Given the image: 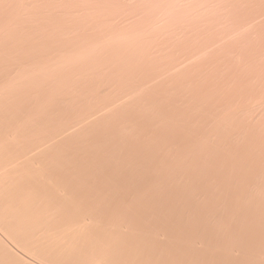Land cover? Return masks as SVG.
<instances>
[{"label": "rangeland", "instance_id": "374dc122", "mask_svg": "<svg viewBox=\"0 0 264 264\" xmlns=\"http://www.w3.org/2000/svg\"><path fill=\"white\" fill-rule=\"evenodd\" d=\"M96 1L97 2H95V0H0V33H6L3 38L4 41L9 38H14V41H17L11 42V39H9L12 44L10 46L9 43H6L7 41L4 43L2 38L0 39V87L6 82L13 81L14 79L20 82L22 80V83H24L25 78H23L24 75L21 73V67L27 66V64L33 66V69L36 70L42 68V71H45L46 67L49 66L62 65L59 68L52 67V73H48L46 76L37 74L36 80H43V78L45 80V78L48 77L43 84H38L35 80L36 83L33 87L29 85L28 88L24 86L23 88H15L13 91H10L7 94H11L7 96L9 100L1 98L0 104L2 105L0 106V111L3 113L1 112L0 118H11L5 120V124L11 127L15 135H17L20 129L21 131L22 129L24 130L23 133L20 131L17 137L20 139L24 137L28 146L32 143L28 151L32 156L34 155V157H36L35 161H41L44 171L46 170L45 174L48 181L51 183L56 182L54 185L59 190L62 189V194L63 191L65 192L66 190L72 191L73 193L66 191L63 195L69 197L68 200L76 204L81 213L86 214L90 211L101 221L108 220L111 217L109 220L118 222L120 221V217H122L121 223H126L127 221V223L129 222L130 224L131 222L129 227L134 229H136L137 225H134L137 223H142L141 225L144 226L147 224L145 226V228L149 226L148 229L146 228L147 230L144 229V227L141 228L145 230L141 231L142 236H145V234L148 236L150 233L159 235L165 233V236L172 237V240L176 236L181 239L183 237L184 239H182V241L186 240L187 237V242H189V240L190 242H198V239H200V241L203 240V242L209 245L217 246L225 245L224 242L226 239L227 246L230 245H228L229 242L234 243L233 241H238L234 244L237 246L231 245L229 247L230 250L233 251L225 255L228 256L227 258L222 257L223 254H221L222 256L220 255V259L223 261L221 262L219 260V255L208 256V254L203 255V253H201V257L196 256V258H194L195 254L200 256V253L186 252L185 249H182L179 245L181 242L180 238L179 240L175 238V241H177L172 243V245L175 243L173 247H171L172 245L170 244L171 246L169 245L166 248L167 244L165 240L167 237L163 235L160 237L162 241L160 249L163 253L169 250L172 251V254L169 252H167L169 255H167V253L165 254L167 256H172L174 264H178L179 262V264H184L192 255V262L194 260L198 261L203 259L204 263L202 264H227L229 259L230 263L228 264H232V262L234 264V261H237L235 264H238L240 258L243 262L240 261L239 264H253L255 262L254 255L255 257L258 255L260 257L264 256V250H262V247H264V0ZM181 16L182 18H180ZM14 21H19V23L14 24ZM147 35L150 36L148 37ZM19 40L20 42H18ZM121 41H123V43ZM125 45H127V49ZM129 46L132 47L129 48ZM255 46L257 48H255ZM27 49L29 50L27 51ZM17 56L19 57L17 58ZM63 56L68 58H64ZM16 58L18 60L17 63H15L17 61ZM88 60L89 62L87 63ZM83 62H85L82 64L83 68L80 65V69L78 68L77 71L76 64ZM65 64L69 65L67 66ZM71 64H75V66L72 67ZM101 66L104 69H102L103 71L101 70ZM11 67H13L12 71ZM68 67H70V69H67ZM14 68L15 70H13ZM4 69H6V71H4ZM74 69L75 73L77 72V75H79V72L82 77H74L75 74L73 76L71 74L69 75ZM92 69L94 70L92 71ZM96 69L98 70V74L96 73ZM48 70L49 68H47L46 71L48 72ZM88 71L90 74H87ZM99 72L102 73L99 74ZM17 75L18 78L16 77ZM53 75L54 77L55 75L58 76L50 80L51 77L49 76ZM59 75L64 77H60ZM65 76L69 79L67 80ZM59 78L61 79L60 81ZM88 78H91L90 81L91 83L93 81V84L89 83L90 81ZM127 81L131 87L127 85ZM96 85L98 89L101 88L102 90H97L96 88L95 92L93 88H95ZM75 86L77 87L74 88ZM140 86L144 87L141 88ZM34 87H38L39 89L36 90ZM25 88L26 91L21 95L20 91ZM33 88L35 89V92L33 91L34 95L28 98L29 100L23 101L22 99H24V97L26 99V96L30 94ZM72 88L76 90L74 91ZM123 88L126 89V91H124ZM112 89H116L115 92H113ZM17 91L20 93L19 95ZM71 91L75 93L72 94L70 93ZM117 91L119 92L120 96H118V99L120 100L114 99L117 101L115 102L111 99L107 103L101 104L102 96L104 97L105 95L104 98H107L106 95L108 94V96L112 95V98H115L117 97V95H115ZM78 92V98L80 97V99L78 100L77 97H75L77 99H75V102L78 101L81 104L73 101L74 95L77 96ZM16 93L19 97L18 102L21 100L19 102L21 103L20 105L16 103ZM69 93L70 98L73 96V99L67 103ZM66 94L68 97L65 96ZM124 95L126 96L122 97ZM133 95L134 97L130 99ZM14 96V102L17 104V107L15 109V107L13 108V106H11L10 109L8 105H13L11 101H13ZM99 96H101L100 99ZM61 97L62 99H60ZM91 97L94 98L92 99L96 101H94L95 103L91 100ZM54 98L56 99L53 100ZM126 98H129V100L127 99V101H125ZM59 99L62 103H65L62 107H60L62 104L61 102L59 104ZM83 99H85L86 102L83 101ZM131 100L132 102H130ZM71 101L75 103L73 106H70L71 103L69 104ZM137 101H139V103H136ZM97 102H100L101 105L96 104ZM67 104L69 108H72L70 112H74L70 113L68 110L65 111ZM52 105L55 106H53L51 110H48L47 107H52ZM110 105H117L119 107L112 114L105 117L102 113L108 110ZM6 106H8L9 111L5 109V113L3 109ZM141 106L145 110L142 109L141 111ZM44 108L47 110L44 111ZM98 111V114H93ZM122 112L125 113L123 114ZM137 113L138 116L135 115ZM86 116H89V118H85ZM83 117L85 119L79 120V118L81 119ZM57 120H59V122ZM121 120L126 122L125 126L121 123ZM125 120H130V122ZM70 121H72L75 126L72 123L70 125ZM80 121L87 122V125L78 124ZM67 122L69 123L66 126H56L67 124ZM47 123L51 124L49 125ZM44 124L45 127H42ZM89 125H91L92 128ZM119 125H121V127H119ZM32 127L38 128L29 129L31 133L25 131L26 128ZM50 127L51 129H49V131H54V133L47 132ZM63 127H65V129ZM118 127L119 129L117 130ZM78 128L82 129L74 136L64 139L58 144L59 146L62 145V147L57 145L54 148L46 149L42 154L39 153L41 148H46L54 142L53 139L57 134L64 136ZM129 129L131 131L127 133ZM61 130L63 131L62 134H60ZM107 131L109 132L107 133ZM136 133L138 135H135ZM42 135L44 137H41ZM123 135L124 137H128L129 135L128 138H130V140L127 137L123 138ZM114 139L115 141H110ZM120 139L121 141L118 142ZM122 139L124 140L122 141ZM40 140H43V142L45 140L50 141H48V143H46V141L45 143H41ZM106 140L110 142H106ZM37 141H39L38 144L35 143ZM69 142H71L70 145ZM125 144L129 145L124 146ZM118 145L119 147H117ZM63 146H65L64 149H62ZM108 146L110 147L109 149H104V147ZM123 146L124 148H121ZM142 146H145V148L142 149ZM76 150L78 151L76 152ZM133 150H136V152ZM121 151L125 152L120 153ZM126 151H133V154ZM147 151L148 154L144 155ZM53 154L56 155L53 156ZM138 155L141 157L140 160L139 157H135ZM48 156L51 159H49ZM119 156H123L124 160L123 157H121V159H115ZM98 157L100 158L96 159ZM125 157H129L130 159L128 160ZM46 158H48V161ZM64 158H67V164L64 162ZM103 160L106 161L103 162ZM86 161H88L87 164ZM158 161L160 164H158ZM146 162H148V164H145ZM107 163H114V167H111L113 165L108 166ZM84 164H86L85 167ZM101 164L104 165L101 167ZM131 164H133V166L136 165V167L131 166ZM121 165H123L121 168L122 170L109 173V171L119 169ZM151 165L153 167H151ZM55 166L59 167L57 168ZM157 166L159 168L158 170ZM53 167H55L57 171ZM169 168L170 170H168ZM141 170L143 171L141 172ZM53 171L56 173H53ZM128 172L132 173V175ZM137 172H139V174ZM69 173L72 174L70 175ZM106 173H108V175H106ZM147 173L149 174V179L146 178L148 177ZM134 174H136L138 178H142L144 174L145 177L142 178L144 180L141 182L139 180L138 184V178L137 180H133V178H135ZM117 175L120 177H117ZM156 175L160 176L156 179ZM49 176H52V178ZM116 177L119 178V180L120 178L123 180H120L119 183ZM126 177H129V179L131 178V180H125ZM109 178H113V180ZM106 179H109L110 182L104 181ZM153 180L155 181L153 182ZM100 181L103 182L100 183ZM186 183L188 186V193L185 191V189H187ZM127 184H133V187H136L134 188L135 190L132 185L131 188L129 186L125 188ZM70 185L72 186L70 187ZM138 186L142 189V192L139 190ZM100 187L103 188L101 189ZM122 187L123 189L121 190ZM50 190V193L47 192V194L51 198L53 197V190ZM92 190L93 192H88ZM95 190L98 191L95 192ZM155 191L156 193H154ZM182 191H185V194ZM76 192H79L80 196H78ZM82 192H86V194L83 193V195H81ZM125 192L127 193L122 194ZM260 192L262 194H260ZM146 194L148 195L145 196ZM75 196L78 197L72 200ZM102 196L105 199H101ZM179 196L180 199L182 198L181 200H179ZM183 196L185 197L183 198ZM260 196L262 197L261 199L256 198ZM86 197L88 198L84 199ZM134 197L139 201L141 198L142 201H140V203L146 201V206H144L145 204L142 206L143 203L140 206L139 201L136 202L137 200H134ZM153 197L155 199L160 198L159 203H161V205L165 202L162 206L164 210L162 212L165 214L161 213V207L158 202L159 205L155 200H153L154 204L152 201V204L150 203ZM251 197L255 198L251 199ZM148 198H151L149 202ZM82 199L84 200L82 201ZM122 199L125 203H122ZM183 199L184 203L187 200L189 201V203L188 201L185 203L187 208L184 206ZM112 200L113 202H111ZM128 200H130V202ZM132 200L135 202L133 201L134 203H131ZM127 201L129 203H127ZM156 201L159 200L156 199ZM190 201L193 205H198V203L201 202V206L195 208L191 206L192 204ZM92 202L93 204H91ZM155 203L156 207L157 205L159 207L156 208L152 206L155 205ZM173 203H175V206H172L174 209L170 207ZM243 203H245L246 206ZM182 204L183 208H181ZM214 205H217V208L220 207V209H217ZM220 205L223 206L221 207ZM149 207L152 209L147 211ZM154 207L158 209V213L155 211ZM167 208L172 209L170 213V209ZM185 208L186 210L189 209V211H187L188 215H186L187 212H184ZM254 208H256V210L251 213V210ZM181 209L184 211L182 212ZM223 209L225 211L224 213ZM226 210H228V212ZM152 211H154V213ZM190 211H193L194 214L192 215ZM215 211H218V213ZM180 212L185 215L183 216V219H185L183 222L182 217L180 222ZM171 213L172 219H170ZM177 213L179 215H177ZM210 213L213 214L212 216L217 217L220 222L219 229L213 230L215 234L213 231H210L213 229L211 228L212 220L210 218ZM238 213L241 217V214L244 215L243 217L247 219L245 220L246 222H244V218L242 219L243 223L242 220H239L241 217L238 216ZM143 214L144 216H142ZM149 214L151 217H149ZM159 214L163 216H161L160 219H158L160 217ZM206 214H208L207 216L210 214L209 218L203 217L206 216ZM124 215L128 217L125 218ZM139 215L145 218L149 215L148 217L150 219L148 218L149 220L146 221L144 220L145 218L136 220L137 218L135 217ZM218 216L221 218L223 217V220ZM112 217H114L115 220L112 219ZM234 217L236 218L234 221L239 218L237 221H241V226L236 222L233 223V221L232 225L234 224V226H229L231 218L234 219ZM87 218L90 219V217ZM131 218L135 219L130 220ZM177 219L179 220L178 222ZM161 220H165V222H161ZM228 220L230 221L229 223H227ZM156 221L157 223H155ZM224 221L226 222L224 223ZM185 222H188V224H184ZM148 223L151 224V226ZM197 223L198 225H196ZM253 223V230L251 229L252 235L237 240L241 231L248 229L245 231L247 232L246 234H248L250 230L249 224ZM160 224L164 225V227L162 225L164 229L157 228L160 227ZM166 224L172 226H166ZM204 224H210L211 227L209 225L203 226ZM261 224L262 226L257 227ZM183 225H185V227ZM188 225H190L189 228ZM140 227L141 226H139V228ZM168 229L171 231H168ZM182 229L184 232H187V234L183 233ZM225 229L229 230V232ZM201 230L205 231L200 232ZM180 231L181 234H179ZM221 231L225 233L222 234ZM173 232L175 233L173 234ZM256 232H259V234H256ZM166 233L173 235L170 236ZM190 233H192V235L195 234L197 238H193L191 235L189 236L188 234ZM236 233H238V235H236ZM249 233L251 234L250 231ZM202 234L204 236H202ZM241 234L242 236L244 235V233ZM211 235H213V237ZM232 235L235 237H232ZM230 236L231 238L229 239ZM221 237L222 239H220ZM203 238H207L206 241ZM245 238L247 240L246 242ZM208 239L212 243L208 242ZM218 239L220 240L218 241ZM249 239L252 241L250 244ZM257 241L259 242L257 243ZM239 243L241 246H239ZM255 243L256 245L253 247H256V249L253 250L250 247ZM260 243L262 244L257 247ZM233 246L234 248L232 249ZM177 250H179L180 253H178ZM234 250H236V252H234ZM176 252L177 255L175 254ZM182 256L184 257L182 258ZM233 257L234 261L231 260ZM217 258L220 262H217L218 260L214 261ZM175 260L178 263L175 262ZM258 263L261 264L260 262H255L254 264Z\"/></svg>", "mask_w": 264, "mask_h": 264}, {"label": "bare ground", "instance_id": "6f19581e", "mask_svg": "<svg viewBox=\"0 0 264 264\" xmlns=\"http://www.w3.org/2000/svg\"><path fill=\"white\" fill-rule=\"evenodd\" d=\"M118 1V0H117ZM176 1V0H175ZM204 1V0H203ZM208 1V0H207ZM95 2H97L96 0H95ZM123 2H124V0H123ZM151 2H152V0H151ZM254 2V1H253ZM159 3V2H158ZM181 3V2H180ZM215 3V2H214ZM115 4V3H114ZM113 4V5H114ZM174 4V3H173ZM14 5V4H13ZM35 5V4H34ZM97 5V4H96ZM109 5V4H108ZM118 5V4H117ZM194 5V4H193ZM259 5H260V3H259ZM105 6H106V4H105ZM111 6V5H110ZM166 6H167V4H166ZM179 6V5H178ZM6 7V6H5ZM25 7V6H24ZM64 7H65V4H64ZM102 7V6H101ZM177 7V6H176ZM226 7V6H225ZM95 8V7H94ZM141 8V7H140ZM110 9V8H109ZM248 9V8H247ZM102 10H104V9H102ZM147 10V9H146ZM148 10H149V8H148ZM246 10V9H245ZM23 11V10H22ZM105 11V10H104ZM157 11V10H156ZM159 11V10H158ZM255 11V10H254ZM63 12V11H62ZM109 12V11H108ZM108 12H106V13H108ZM151 12V11H150ZM187 12V11H186ZM251 12V11H250ZM25 13H27V12H25ZM116 13V12H115ZM185 13V12H184ZM22 14L24 15V13L22 12ZM110 14V13H109ZM119 14V13H118ZM125 14V13H124ZM180 14V13H179ZM8 15V14H7ZM20 15H21V13H20ZM126 15V14H125ZM180 16V15H179ZM12 18V17H11ZM180 18H182V16L180 17ZM2 19V18H1ZM31 19V18H30ZM22 21V20H21ZM90 22V21H89ZM209 22V21H208ZM208 22H207V24H208ZM16 23H19V21H14V24H16ZM168 23V22H167ZM170 23V22H169ZM179 23V22H178ZM23 24V23H22ZM202 24V23H201ZM239 24H240V22H239ZM107 25V24H106ZM129 25V24H128ZM186 25V24H185ZM105 26V25H104ZM181 26V25H180ZM189 26V25H188ZM244 26V25H243ZM17 27H18V25H17ZM34 28V27H33ZM53 28V27H52ZM109 28V27H108ZM246 28V27H245ZM36 29V28H35ZM111 29V28H110ZM124 30H127V29H124ZM188 30V29H187ZM142 31V30H141ZM179 31V30H178ZM208 32V31H207ZM8 33V32H7ZM11 33V32H10ZM173 33V32H172ZM5 32H1L0 33V39L2 38V41H4V36H5ZM36 34V33H35ZM52 34V33H51ZM104 34V33H103ZM171 34V33H170ZM248 34V33H247ZM115 35V34H114ZM208 35H209V33H208ZM211 35H212V33H211ZM148 36V35H147ZM150 36V35H149ZM148 36V37H149ZM244 36V35H243ZM250 36V35H249ZM34 38V37H33ZM134 38V37H133ZM139 38V37H138ZM144 38V37H143ZM5 39H7V38H5ZM9 39H11V38H9ZM9 39H7V40H5L4 41V43L6 42V43H9V45L11 46L12 44L10 43V41H9ZM170 39V38H169ZM255 39V38H254ZM29 40H30V37H29ZM146 40H147V37H146ZM14 41V38H12L11 39V42H13ZM16 41V40H15ZM14 41V42H15ZM22 41V40H21ZM27 41V40H26ZM31 41V40H30ZM52 41V40H51ZM128 41V40H127ZM261 41V40H260ZM263 41V40H262ZM17 42V41H16ZM18 42H20V40L18 41ZM122 43H123V41H121ZM242 42H243V40H242ZM1 43V42H0ZM31 43H32V41H31ZM134 43V42H133ZM211 43V42H210ZM257 43V42H256ZM263 43V42H262ZM72 44V43H71ZM111 44V43H110ZM112 44H115V43H112ZM119 44H120V42H119ZM135 44H136V41H135ZM173 44V43H172ZM6 45V44H5ZM28 45V44H27ZM116 45V44H115ZM202 45V44H201ZM4 46V45H3ZM109 46V45H108ZM126 46V49H127V45H125ZM135 46V45H134ZM214 46V45H213ZM17 47V46H16ZM107 47V46H106ZM120 47V46H119ZM130 47H132V46H129V48ZM1 48V47H0ZM51 48V47H50ZM96 48V47H95ZM114 48V47H113ZM122 48V47H121ZM120 48V49H121ZM134 48V47H133ZM171 48V47H170ZM238 48V47H237ZM255 48H257L256 46H255ZM17 49V48H16ZM19 49H22V48H19ZM18 49V50H19ZM68 49V48H67ZM188 49V48H187ZM29 49H27V51H28ZM191 50V49H190ZM46 51V50H45ZM112 51V50H111ZM198 51V50H197ZM2 52V51H1ZM117 52V51H116ZM186 52H188V51H186ZM256 52V51H255ZM7 53V52H6ZM13 53H16V52H13ZM130 53V52H129ZM8 54H10V53H8ZM56 54H58V53H56ZM70 54V53H69ZM75 54V53H74ZM11 55H12V53H11ZM11 55H9V56H11ZM62 55V54H61ZM212 55V54H211ZM262 55V54H261ZM22 56V55H21ZM20 56V57H21ZM28 56V55H27ZM80 56V55H79ZM79 56H77V57H79ZM258 56V55H257ZM1 57V56H0ZM19 56H17V58H18ZM64 58H68V57H66V56H63ZM88 57H90V56H88ZM101 57V56H100ZM17 58H16V60H17ZM70 58V57H69ZM72 58V57H71ZM105 58V57H104ZM121 58H122V56H121ZM62 59V58H61ZM101 59V58H100ZM118 60V59H117ZM21 61V60H20ZM23 61V60H22ZM37 61V60H36ZM126 61V60H125ZM180 61V60H179ZM199 61V60H198ZM12 62V61H11ZM18 62V60L15 62V63H17ZM86 62V61H85ZM85 62H83V63H79V64H76V66H77V68H76V70L78 71V68L80 69V65H81V67H82V64H84ZM89 62V60L87 61V63ZM95 62V61H94ZM93 62V63H94ZM124 62V61H123ZM137 62V61H136ZM253 62V61H252ZM31 63V62H30ZM87 63H86V65H87ZM105 63V62H104ZM115 63H116V61H115ZM196 64V63H195ZM10 65V64H9ZM65 65H67V64H65ZM64 65V66H65ZM69 65V64H68ZM67 65V66H68ZM95 65V64H94ZM98 65V64H97ZM113 65V64H112ZM111 65V66H112ZM183 65V64H182ZM21 66V65H20ZM62 66V65H61ZM61 66H49V67H46V70H47V68H49V70H48V72L45 70V71H42V68H39V70H36V69H33V66H29L28 64H27V66H24V67H21L22 68V74L24 75L23 76V78H25V81H24V83H22V80H21V82L20 81H16V79H14L13 81H10V82H6L5 84H3V86H1L0 87V100H1V98H6V100H9L8 98H7V96H9V95H11V94H9V95H7L10 91H13L15 88H18V89H20V88H23L24 86H27L26 88H28L29 87V85L30 86H34L35 85V83H36V81H37V83L38 84H43L44 82H46L45 80H46V78L48 79V77H46L45 78V80H44V78H43V80H40V79H35L36 78V76H38V75H41V76H46V75H48V73H52L51 72V69H52V67H61ZM71 66L72 67H74L75 66V64L74 65H72L71 64ZM98 66H100V65H98ZM171 66H172V64H171ZM13 67H16V66H13ZM13 67H11V71H12V68ZM95 67H97V66H95ZM94 67V68H95ZM106 67V66H105ZM261 67V66H260ZM83 68V67H82ZM7 69V68H6ZM6 69H4V71H6ZM67 69H70V67H68ZM66 69V70H67ZM103 68H102V66H101V70H102ZM151 69V68H150ZM8 70V69H7ZM10 70V69H9ZM13 70H15V68L13 69ZM83 70V69H82ZM86 70V69H85ZM94 69H92V71H93ZM104 70V69H103ZM102 70V71H103ZM199 70V69H198ZM24 71V72H23ZM91 71V72H92ZM99 71H100V68H99ZM84 72V71H83ZM2 73H3V71H2ZM1 73V75H2V77H3V74ZM20 73V74H21ZM41 73V74H40ZM66 73V72H65ZM67 73H69V72H67ZM82 73V72H81ZM95 73V72H94ZM96 73L98 74V70L96 69ZM100 73H102V72H99V74ZM38 74V75H37ZM62 74H63V72H62ZM74 75V77L75 76H77V77H82L81 75H80V73L78 72V74L79 75H77V72L75 73V69H74V71L72 70L71 71V73H69V75ZM87 74H90L89 73V71H88V73ZM93 74V73H92ZM91 74V75H92ZM116 74V73H115ZM138 74V73H137ZM140 75V74H139ZM58 75H55V77H54V75L53 76H49V77H51L50 78V80H52V79H54V78H56ZM60 76V75H59ZM134 76V75H133ZM188 76V75H187ZM1 77V76H0ZM17 78H18V75L16 76ZM15 77V78H16ZM20 77V76H19ZM54 77V78H53ZM60 77H64V76H60ZM102 77V76H101ZM191 77V76H190ZM65 78L68 80L69 78L68 77H66L65 76ZM64 78V79H65ZM96 78V77H95ZM106 78V77H105ZM109 78V77H108ZM133 78V77H132ZM159 78V77H158ZM63 79V80H64ZM89 79V81H90V79L91 78H88ZM97 79V78H96ZM36 80V81H35ZM39 80V81H38ZM58 80V79H57ZM61 79L59 78V81H60ZM87 80V79H86ZM94 80V79H93ZM8 81V80H7ZM41 81H42V83H41ZM49 81V80H48ZM47 81V82H48ZM85 81V80H84ZM96 81V80H95ZM134 81V80H133ZM232 81V80H231ZM52 82V81H51ZM64 82H66V81H64ZM64 82H63V84H64ZM86 82V81H85ZM253 82V81H252ZM70 83V82H69ZM89 83H91V81L89 82ZM95 83V82H94ZM133 83V82H132ZM153 83V82H152ZM51 84V83H50ZM79 84H81V83H79ZM83 84H84V82H83ZM91 84H93V81H92V83ZM107 84H109V83H107ZM148 84H149V82H148ZM46 85H48V84H46ZM56 85V84H55ZM54 85V86H55ZM69 85V84H68ZM98 85V84H97ZM97 85H96V87L95 88H93L94 89V91L96 92V88H97ZM101 85H102V83H101ZM106 85V84H105ZM112 85V84H111ZM110 85V86H111ZM116 85V84H115ZM127 85L129 86V82L127 81ZM131 85H134V84H131ZM140 85V84H139ZM79 86H81V85H79ZM78 86V88L80 89V87ZM83 86V85H82ZM107 86V85H106ZM222 86V85H221ZM31 87V88H32ZM44 87H45V85H44ZM77 86H75L74 88H76ZM85 87H86V85H85ZM129 87H131V86H129ZM141 87V86H140ZM144 87V86H143ZM143 87H141V88H143ZM181 87V86H180ZM26 88L24 89V90H21L20 91V93H21V95L23 94V92H25L26 91ZM36 90L37 89H39L38 87L36 88V87H34ZM33 88V90L30 92V94L28 95V96H26V99H25V97H24V99H22L23 101H27V100H29L28 98H30L32 95H34V89ZM62 88V87H61ZM60 88V89H61ZM43 89V88H42ZM66 89H67V87H66ZM73 89V88H72ZM84 89V88H83ZM124 89V88H123ZM138 89H140V88H138ZM226 89V88H225ZM229 89V88H228ZM30 90V89H29ZM74 91L76 90V89H73ZM72 90V91H73ZM97 90H102L101 88H97ZM108 90V89H107ZM115 90L116 89H112V91L113 92H115ZM224 90V89H223ZM34 91V92H33ZM40 91V90H39ZM70 92V93H72V94H74L75 92ZM80 91V90H79ZM92 91V90H91ZM121 91V90H120ZM124 91H126V89H124ZM167 91V90H166ZM183 91V90H182ZM243 91V90H242ZM89 92V91H88ZM118 92V91H117ZM117 92H116V94L115 95H117V97H115V98H112L113 96L111 95V96H108V94L106 95L107 96V98H104L105 97V95H104V97L102 96V99H101V104L102 103H107L109 100H111V99H113L112 101H115L114 99H118V96H120L119 95V92H118V94H117ZM225 92V91H224ZM5 93H6V95H5ZM17 93H18V91H17ZM17 93L15 94V96H16V98H17V104H21V103H19L18 102V99H19V97H18V95L20 94V93H18V95H17ZM27 93H28V90H27ZM70 93H69V98H70ZM94 93V92H93ZM92 93V94H93ZM120 93H123V92H120ZM129 93H130V91H129ZM131 93H132V91H131ZM260 93V92H259ZM36 94V93H35ZM78 94H79V92L77 93V96H75L74 95V102L78 99H80V97L78 98ZM96 94H99V93H96ZM164 94V93H163ZM170 94V93H169ZM239 94V93H238ZM64 95V94H63ZM62 95V96H63ZM81 95V94H80ZM79 95V96H80ZM100 95V94H99ZM248 95V94H247ZM253 95V94H252ZM3 96V97H2ZM15 96H14V98H13V101H11V102H13V105H8L9 106V108L11 107V106H13V108L15 107V109H16V107H17V104L14 102V100H15ZM65 96H67V94L65 95ZM65 96H63V97H65ZM93 96V95H92ZM101 96H99V99L101 98ZM126 95H124V96H122V97H125ZM148 96V95H147ZM146 96V97H147ZM58 97V96H57ZM68 97V96H67ZM75 97H77V99L75 98ZM94 97V96H93ZM93 97H91V100L94 102L95 100H93L94 98ZM110 97V98H109ZM134 97V95L133 96H131L130 97V99H132ZM136 97V96H135ZM139 97H141V96H139ZM143 97V96H142ZM68 98V99H69ZM93 98V99H92ZM95 98H98V97H95ZM190 98V97H189ZM236 98V97H235ZM56 98H54L53 100H55ZM60 99H62V97L60 98ZM60 99L58 100L59 101V104H60ZM67 99V103H68V101H70V100H72L73 99V96H72V98H70L69 100ZM76 99V100H75ZM127 99L129 100V98H126L125 99V101H127ZM146 99V98H145ZM250 99V98H249ZM263 99H264V97H263ZM52 100V101H53ZM118 100H120V99H118ZM122 100V99H121ZM51 101V102H52ZM66 101V100H65ZM64 101V102H65ZM82 101V100H81ZM83 101H85L86 102V100L85 99H83ZM140 101L142 102V100L140 99ZM204 101V100H203ZM72 103V101L71 102H69V104H70V106H73L75 103H77V102H75V103ZM96 102V101H95ZM94 102V103H95ZM115 102H117V101H115ZM124 102V101H123ZM129 102V101H128ZM130 102H132V100L130 101ZM135 102V101H134ZM205 102V101H204ZM79 103V102H78ZM136 103H139V101H137ZM201 103H202V101H201ZM16 104V105H15ZM25 104H27V103H25ZM24 104V105H25ZM57 104V103H56ZM55 104V105H56ZM61 106L60 107H62L63 106V104H65V103H62L61 102ZM79 104H81V103H79ZM96 104H98V105H101L100 104V102L98 103H96ZM2 104H0V106H1ZM15 105V106H14ZM55 105H52V107L50 106V107H47V109L48 110H51V108H53V106H55ZM112 105V104H111ZM109 106L110 108L108 109V110H105L103 113H102V115L104 114V116L105 117H107V116H109L110 114H112L115 110H117V108L119 107V106H117V105H115V106ZM8 106H6L4 109H3V111H5V113H6V110L5 109H7V111H9V108H8ZM33 106V105H32ZM122 106V105H121ZM59 107V108H60ZM58 108V109H59ZM69 107H68V104H67V106L65 107V111H69L70 112V109H72L71 107L68 109ZM108 108V107H107ZM249 108V107H248ZM11 109V108H10ZM42 109V108H41ZM45 110L44 111H46L47 109L46 108H44ZM57 109V110H58ZM106 109V108H105ZM142 109L143 110H145L144 108H142V106H141V111H142ZM162 109V108H161ZM102 110H104V109H102ZM134 110V109H133ZM150 110V109H149ZM253 110H254V107H253ZM43 111V112H44ZM83 111V110H82ZM90 111V110H89ZM99 111H101V110H99ZM99 111L98 112H94L93 114H98L99 113ZM140 111V112H141ZM198 111H200V110H198ZM214 111V110H213ZM223 111V110H222ZM1 112L2 111H0V114H1ZM11 112V111H10ZM55 112V111H54ZM53 112V113H54ZM71 112H74V111H71ZM70 112V113H71ZM126 112V111H125ZM125 112H122L123 114L125 113ZM131 112V111H130ZM129 112V113H130ZM137 112V111H136ZM139 112V113H140ZM3 113V112H2ZM24 113V112H23ZM48 113V112H47ZM64 113V112H63ZM118 113H121V112H118ZM132 113V112H131ZM200 113V112H199ZM220 113V112H219ZM247 113V112H246ZM67 114V113H66ZM92 114V115H93ZM141 114V113H140ZM259 114V113H258ZM51 115V114H50ZM49 115V116H50ZM135 115H137L138 116V113L137 114H135ZM227 115V114H226ZM45 116V115H44ZM62 116V115H61ZM65 116V115H64ZM91 116V115H90ZM151 116V115H150ZM209 116V115H208ZM89 118V116H86L85 118ZM93 117H94V115H93ZM129 117V116H128ZM155 117V116H154ZM12 118H14V117H12ZM48 118V117H47ZM84 117L83 118H79V120H82V119H85ZM181 118V117H180ZM201 118V117H200ZM217 118H218V116H217ZM223 118V117H222ZM9 119H11V118H9ZM8 118L7 119H5V117H3V119L2 118H0V264H174L173 262V258H172V256H167V255H169L167 252H169L170 254H172V251L171 250H169V251H167V252H165V253H167V255L165 254V253H163L162 251H161V249H160V247H161V244H162V241H161V239H160V237L161 236H165V233L164 234H161V235H159V234H155V233H150V235H148V236H146V234H145V236H142L141 235V231H145V230H142L141 228L142 227H144V229H148L149 228V226H147L146 228H145V226L147 225V224H145V226L144 225H141L142 223H137V224H133L134 226H138V224H139V226H141L140 228H139V226L137 227L136 226V229H134V228H130L129 227V225H131V222H130V224H129V222L127 223V221H126V223H121V219H123L122 217H120V221H118V222H115V221H111V220H109L111 217H110V215H109V221L108 220H103V221H101V220H99L98 218H96L95 217V214L94 213H92V212H87L86 214L85 213H81L80 212V210H79V208L77 207V205L76 204H74L72 201H70V200H68L69 199V197H67L66 195H63L65 192L63 191V194L61 193V190H59L54 184H56V182L55 183H51V182H49L48 181V179H47V177H46V174H45V172H46V170L44 171V167H43V164L41 163V161L39 160V162L38 161H35L36 159V157H34V155L32 156L31 154H30V152L28 151V148L29 147H31L32 145V143H30L29 144V146H28V144H26V141H25V139H24V137H22V139H20V138H18L17 137V135H19V133H20V131H21V129H20V131H18V133H17V135H15L13 132H12V130H11V127L9 126V125H7V124H5V120H9ZM39 119H41V118H39ZM62 119V118H61ZM99 119H100V117H99ZM43 120H45V119H43ZM78 120V119H77ZM102 120V119H101ZM58 122H59V120H57ZM73 121H75V120H73ZM125 121H127V122H130V120L128 121V120H125ZM56 122V121H55ZM105 122V121H104ZM4 123V124H3ZM23 123V122H22ZM30 123H32V122H30ZM68 123L69 122H67V124L65 123V124H61V125H56V126H59V127H62V125L64 126H66V125H68ZM71 123H72V121H70V125H71ZM93 123V122H92ZM117 123V122H116ZM121 123L122 124H124V126H125V123L126 122H123V120H121ZM120 123V124H121ZM192 123V122H191ZM196 123V122H195ZM47 124H49V123H47ZM47 124H46V126H47ZM51 124V123H50ZM49 124V125H50ZM73 124V123H72ZM78 124H83V125H87V122L85 123L84 121H80V122H78ZM78 124H77V126H78ZM74 125V124H73ZM97 125V124H96ZM157 125V124H156ZM219 125V124H218ZM42 126V125H41ZM75 126V125H74ZM89 126H91V125H89ZM154 126V125H153ZM250 126V125H249ZM39 128H42V127H45V124L42 126V127H40V126H38ZM38 127H32V128H26L25 129V131L27 132H29V129L30 130H32V129H37ZM79 127H80V125H79ZM88 127V126H87ZM86 127V128H87ZM105 127H106V125H105ZM105 127H103V128H105ZM108 127H110V126H108ZM115 127H116V125H115ZM119 127H121V125H119ZM119 127L117 128V130L119 129ZM123 127V126H122ZM128 127H130V126H128ZM131 127H132V125H131ZM176 127V126H175ZM246 127H247V125H246ZM55 128V127H54ZM64 129H65V127H63ZM84 128V127H83ZM86 128H85V130H86ZM89 128V127H88ZM91 128H92V126H91ZM112 128H113V126H112ZM200 128V127H199ZM49 129H51V127L50 128H48V130H47V132H53L54 133V131H49ZM56 129H57V127H56ZM82 128H78V129H76V130H74L73 132H71V133H68V134H66V135H64V136H60L59 134H57L56 136H55V138L53 139V141L54 142H52V140H51V145H49L48 147H43V145H42V147L43 148H41V146H40V150H39V153H41L42 154V152H45V150L46 149H49V148H54V147H56L59 143H61V141L62 140H64V139H67V138H70V137H72V136H74L75 134H77V132H79V130H81ZM95 129V128H94ZM111 129V128H110ZM141 129V128H140ZM160 129V128H159ZM202 129V128H201ZM66 130H68V129H66ZM102 130V129H101ZM241 130V129H240ZM23 129H22V131H21V133H23ZM129 131H131L130 129L127 131V133L129 132ZM201 131V130H200ZM235 131V130H234ZM46 132V133H47ZM62 130L60 131V134H62ZM109 131H107V133H108ZM238 132V131H237ZM29 133H31V132H29ZM120 133H122V132H120ZM119 133V134H120ZM210 133V132H209ZM227 133V132H226ZM64 134V133H63ZM84 134V133H83ZM101 134V133H100ZM117 134H118V132H117ZM45 136H47L46 134H44ZM130 135H132V134H130ZM135 135H138L137 133L135 134ZM211 135V134H210ZM241 135V134H240ZM87 136V135H86ZM95 136V135H94ZM134 136V135H133ZM132 136V137H133ZM181 136V135H180ZM184 136V135H183ZM229 136V135H228ZM41 137H44L43 135L41 136ZM109 137H112V136H109ZM108 137V138H109ZM119 137V136H118ZM123 138H126V137H124V135L122 136ZM122 137H119V138H122ZM128 137H129V135H128ZM127 137V138H128ZM79 138V137H78ZM117 138V137H116ZM188 138V137H187ZM186 138V139H187ZM253 138H256V137H253ZM129 140H130V138H128ZM222 139V138H221ZM237 139V138H236ZM241 139V138H240ZM75 140H76V138H75ZM82 140V139H81ZM99 140H101V139H99ZM117 140H118V138H117ZM116 140V141H117ZM124 139H122V141H123ZM216 140V139H215ZM46 141V143H48V141H50V140H45ZM45 141L43 142V140L41 141L40 140V142L41 143H45ZM74 141V140H73ZM85 141V140H84ZM110 142V141H115V139L114 140H106V142ZM121 141V139L118 141V142H120ZM132 141V140H131ZM134 141H135V139H134ZM133 141V142H134ZM224 141V140H223ZM99 142V141H98ZM238 142V141H237ZM36 144H38L39 143V141H37V142H35ZM97 143V142H96ZM155 143V142H154ZM228 143V142H227ZM35 144V145H36ZM71 144V142H69V145ZM199 144V143H198ZM116 145H117V143L115 144V150H116ZM129 144H125L124 146H128ZM136 145V144H135ZM214 145V144H213ZM243 145V144H242ZM59 146V145H58ZM94 146H95V144H94ZM124 146L123 147H121V148H124ZM137 146L139 147V145L137 144ZM232 146V145H231ZM59 147H62V145H60ZM58 147V148H59ZM64 147L65 146H63V148L62 149H64ZM117 147H119V145L117 146ZM148 147V146H147ZM169 147V146H168ZM207 147V146H206ZM234 147V146H233ZM254 147V146H253ZM98 148H100V147H98ZM109 149L110 147L108 146V147H104V149ZM129 148H130V146H129ZM133 148V147H132ZM142 149H144L145 148V146H142L141 147ZM150 148V147H149ZM149 148H148V150H149ZM172 148V147H171ZM237 148V147H236ZM93 149H94V147H93ZM101 149V148H100ZM102 149H103V147H102ZM113 149V148H112ZM112 149H111V152H112ZM128 149V148H127ZM164 149V148H163ZM222 149H223V147H222ZM245 149H246V147H245ZM264 149V148H263ZM124 150V149H123ZM31 151V150H30ZM54 151H57V150H54ZM78 150H76V152H77ZM133 151H135L136 152V150H133ZM133 151H126V152H130L131 154H133ZM140 151V150H139ZM202 151V150H201ZM230 151V150H229ZM103 152V151H102ZM106 152V151H105ZM104 152V153H105ZM113 152H114V150H113ZM119 152V151H118ZM123 152H125V151H121L120 153H123ZM135 152H134V154H135ZM170 152V151H169ZM256 153V152H255ZM143 154V153H142ZM148 154V151L146 152V153H144V155H147ZM210 154H211V152H210ZM51 155V154H50ZM56 155V154H55ZM54 154H53V156H55ZM69 155V154H68ZM87 155V154H86ZM208 155H209V152H208ZM36 156V155H35ZM44 156H45V154H44ZM70 156V155H69ZM102 156V155H101ZM190 156V155H189ZM194 156H195V154H194ZM204 156V155H203ZM59 157V156H58ZM75 157V156H74ZM121 157H123V156H119L118 158H115V159H121ZM135 157H139V160H140V156L138 155V156H135ZM198 157V156H197ZM48 158H49V156H48ZM48 158H46L47 159V161H48ZM68 158V157H67ZM67 158H64L65 160H64V162L67 164V162H66V159ZM71 158V157H70ZM100 157H98V158H96V159H99ZM126 158V157H125ZM194 158V157H193ZM242 158V157H241ZM253 158H254V156H253ZM49 159H51V158H49ZM56 159V158H55ZM78 159V158H77ZM93 159V158H92ZM95 159V160H96ZM112 159H114V158H112ZM126 159H130L129 157L128 158H126ZM125 159V160H126ZM133 159V158H132ZM134 159H136V158H134ZM146 159V158H145ZM204 159V158H203ZM42 160H43V158H42ZM61 160V159H60ZM59 160V161H60ZM70 160V159H69ZM94 160V159H93ZM123 160H124V157H123ZM127 160V161H128ZM47 161H45V162H47ZM89 161V160H88ZM88 161H86V164H87V162ZM104 161H106V160H103V162ZM132 161V160H131ZM143 161H144V158H143ZM143 161H141V162H143ZM196 161V160H195ZM200 161V160H199ZM206 161V160H205ZM44 162V163H45ZM49 162H51V161H49ZM63 162V163H64ZM102 162V163H103ZM110 162V161H109ZM125 162V161H124ZM149 162V161H148ZM148 162H146L145 164H148ZM176 162H178V161H176ZM192 162V161H191ZM190 162V163H191ZM95 163H96V161H95ZM111 163H112V161H111ZM108 164V166L110 165H113V166H111V167H114V163L113 164ZM156 163H157V161H156ZM175 163V162H174ZM71 164V163H70ZM86 164H84V167H85V165ZM94 164V163H93ZM142 164V163H141ZM158 164H160L159 163V161H158ZM196 164H197V162H196ZM259 164V163H258ZM102 165H104V164H101V167H102ZM61 166V165H60ZM66 166V165H65ZM115 166H116V163H115ZM124 166H126V165H124ZM131 166H133V164H131ZM137 166H138V164H137ZM149 166H150V164H149ZM55 167H57V166H55ZM55 167H53L54 169H55ZM59 167V166H58ZM57 167V168H58ZM83 167V168H84ZM97 167V166H96ZM101 167H99V168H101ZM106 167V166H105ZM123 167V165H121V167L119 166V169H117V170H112V171H109V173L110 172H114V171H118V170H122L121 168ZM133 167H136V165H134ZM151 167H153L152 165H151ZM160 167V166H159ZM165 167V166H164ZM224 167H225V165H224ZM72 168V167H71ZM79 168V167H78ZM194 168H195V166H194ZM64 169V168H63ZM68 169V168H67ZM125 169H126V167H125ZM144 169H145V167H144ZM143 169V170H144ZM159 168H158V166H157V170H158ZM56 170V169H55ZM94 170H95V168H94ZM97 170H99V169H97ZM143 170H141V172L143 171ZM168 170H170V168L168 169ZM187 170V169H186ZM199 170V169H198ZM52 171V170H51ZM57 171V170H56ZM96 171V170H95ZM174 171V170H173ZM192 171V170H191ZM190 171V172H191ZM262 171V170H261ZM48 172V171H47ZM90 172V171H89ZM125 172V171H124ZM140 172V171H139ZM139 172H137L138 174H139ZM234 172V171H233ZM50 173V172H49ZM53 173H56V172H54L53 171ZM129 173V172H128ZM164 173V172H163ZM70 175L72 174V173H69ZM68 174V175H69ZM129 174H131L132 175V173H129ZM148 174V173H147ZM172 174V173H171ZM233 174V173H232ZM74 175V174H73ZM76 175V174H75ZM105 175V174H104ZM106 175H108V173H106ZM135 175V178H133V180L134 179H136L137 180V178L138 177H136L137 175L136 174H134ZM153 175H155V174H153ZM53 176H54V174H53ZM100 176V175H99ZM103 176V175H102ZM122 176V175H121ZM147 176V175H146ZM157 177H156V179L160 176V175H156ZM50 178H52V176H49ZM117 177H120V176H118L117 175ZM116 177V179H117V181L119 180V178H117ZM145 177V175L143 174V177L142 178H144ZM187 177V176H186ZM235 177V176H234ZM257 177V176H256ZM142 178H138V184H139V180H140V182L142 181V180H144V179H142ZM146 178H148L149 179V174H148V177H146ZM145 178V179H146ZM164 178V177H163ZM193 178V177H192ZM110 180L112 179L113 180V178H109ZM109 179H106V180H104V181H109ZM131 180V178L129 179V177H126L125 178V180ZM187 179H188V177H187ZM228 179V178H227ZM120 180L122 181L123 179H121L120 178ZM120 180H119V183H120ZM151 180V179H150ZM203 180V179H202ZM232 180V179H231ZM148 181V180H147ZM155 180H153V182H154ZM189 181V180H188ZM75 182V181H74ZM103 181H100V183H102ZM110 182V181H109ZM152 182V181H151ZM171 182V181H170ZM200 182V181H199ZM59 183H62V182H59ZM97 183V182H96ZM117 183V182H116ZM116 183H115V185H116ZM143 183V182H142ZM257 183V182H256ZM137 184V185H138ZM145 184V183H144ZM161 184V183H160ZM227 184V183H226ZM232 184V183H231ZM258 184V183H257ZM132 185V187H133V184H131ZM131 185H129V184H127V186H125V188L127 187L128 188V186L131 188ZM136 185V186H137ZM141 185V184H140ZM176 185V184H175ZM209 185V184H208ZM252 185H253V183H252ZM64 186V185H63ZM69 186V185H68ZM72 185H70V187H71ZM152 186V185H151ZM186 186H187V183H186ZM116 187H117V185H116ZM124 187V186H123ZM123 187L121 188V190L123 189ZM139 187V186H138ZM137 187V188H138ZM214 187H215V185H214ZM235 187V186H234ZM239 187V186H238ZM241 187V186H240ZM101 188V187H100ZM103 188V187H102ZM101 188V189H102ZM134 188H136V187H133V189ZM186 188V187H185ZM184 188V189H185ZM255 188V187H254ZM50 189H52L53 191V197H49V195L47 194V192H49L50 193ZM207 189V188H206ZM218 189V188H217ZM252 189V188H251ZM49 190V191H48ZM114 190V189H113ZM121 190H120V192H121ZM135 190V189H134ZM139 190H141V192H142V189L139 187ZM248 190V189H247ZM98 190H95V192H97ZM133 191V190H132ZM147 191V190H146ZM157 191V190H156ZM156 191L154 192V193H156ZM185 191H187V193H188V186H187V189H185ZM185 191H182L184 194H185ZM229 191H230V189H229ZM51 192V193H52ZM67 192H70V191H67ZM72 192V191H71ZM70 192V193H71ZM88 192H93V190L92 191H88ZM100 192V191H99ZM206 192H207V190H206ZM223 192V191H222ZM262 192V191H261ZM260 192V194H262ZM73 193V192H72ZM74 193H75V191H74ZM76 193H78V196H80V194H79V192H76ZM83 193H85L86 194V192H82L81 193V195H83ZM103 193V192H102ZM127 192H125V193H122V194H126ZM139 193H140V191H139ZM138 193V194H139ZM154 193H152V194H154ZM225 193V192H224ZM264 193V192H263ZM84 194V195H85ZM104 194V193H103ZM102 194V195H103ZM117 194H119V193H117ZM241 194H242V192H241ZM148 194H146L145 196H147ZM244 195V194H243ZM66 196V197H65ZM78 196H75L72 200H74V199H76V197H78ZM99 196H101V195H99ZM143 196V195H142ZM194 196H195V194H194ZM246 196V195H245ZM177 197V196H176ZM181 197H182V195H181ZM185 196H183V198H184ZM192 197H193V195H192ZM237 197V196H236ZM88 197H86V198H84V199H87ZM103 198V196L101 197V199ZM117 198V197H116ZM116 198H115V200H116ZM135 198V197H134ZM160 198H161V196H160ZM160 198L158 199V198H156L157 200H159V201H156V199L153 197L152 199L151 198H148V202H149V200H150V203H151V201H152V203L154 204V202H153V200H155V202L157 203H159L160 202ZM166 198V197H165ZM255 197H251V199H254ZM257 199H261L262 197L260 196V197H256ZM84 199H82V201L84 200ZM103 199H105V198H103ZM108 199V198H107ZM133 199V198H132ZM174 199V198H173ZM182 199V198H181ZM180 199V196H179V200H181ZM186 199H187V197H186ZM185 199V200H186ZM200 199V198H199ZM214 199V198H213ZM114 200V201H115ZM134 200H137L136 198L134 199ZM134 200H132V202L131 203H134L135 201ZM239 200H240V198H239ZM122 201V203H125V202H123V199L121 200ZM129 202H130V200H128ZM127 201V203H129ZM134 201V202H133ZM139 200H137L136 202H138ZM140 201H142V199L140 198ZM140 201H139V205L141 206V204H142V206L145 204V202L143 201V202H141L140 203ZM188 201V200H187ZM186 201V202H187ZM208 201V200H207ZM219 201V200H218ZM237 201V200H236ZM111 202H113V200L111 201ZM185 202V203H186ZM191 202V201H190ZM76 203H78V202H76ZM100 203V202H99ZM118 203V202H117ZM130 203V204H131ZM151 203V204H152ZM156 203H155V205H152V206H155L156 207ZM157 203V204H158ZM183 203H184V199H183ZM185 203H184V206H185ZM188 203H189V201H188ZM201 203V202H200ZM200 203H198V205L197 204H192V202H191V206H193V207H197V206H201L200 205ZM226 203V202H225ZM225 203H224V205H225ZM233 203V202H232ZM250 203V202H249ZM252 203V202H251ZM257 203V202H256ZM255 203V204H256ZM263 203V202H262ZM91 204H93V202L91 203ZM107 204V203H106ZM149 204V203H148ZM160 204V207H161V213L162 214H165V213H163L162 211H164L163 210V205L165 204V202L163 203V205H161V203H159ZM158 204V205H159ZM167 204V203H166ZM175 203H173V204H171V206L170 207H172L173 205H174ZM179 204V203H178ZM212 204V203H211ZM214 204V203H213ZM234 204V203H233ZM244 205H245V203H243ZM258 204V203H257ZM157 205V207H159ZM177 205V204H176ZM243 205V206H244ZM97 206V205H96ZM120 206H121V204H120ZM144 206H146V204L144 205ZM175 206V205H174ZM214 206H216V208H217V205H214ZM221 206V205H220ZM223 206V205H222ZM221 206V207H222ZM233 206H236V205H233ZM243 206H241V207H243ZM246 206V205H245ZM244 206V207H245ZM155 207H154V209H155ZM156 207V208H157ZM186 208H187V206H185ZM240 207V208H241ZM68 208V209H67ZM179 208V207H178ZM181 208H183V204L181 205ZM186 208H185V211L183 210V209H181V211L183 212H187V211H189V209L188 210H186ZM227 208V207H226ZM226 208H224V209H226ZM239 208V209H240ZM128 209V208H127ZM150 209H152V208H148V210L147 211H149ZM164 209H165V207H164ZM167 209H170V208H167ZM172 209H174V207H172ZM172 209H170V211H169V213L171 212V210ZM204 209H205V207H204ZM217 209H220V207H218ZM224 209H223V213L225 212L224 211ZM84 210V209H83ZM235 210H237V209H235ZM254 210H256V208H254V209H252L251 210V213H252V211H254ZM82 211V210H81ZM128 211H129V209H128ZM155 211L158 213L159 211H158V209H155ZM227 212H228V210H226ZM250 211V210H249ZM153 213H154V211H152ZM152 212H151V214H152ZM182 212H180L181 213V216H180V222H181V217H182V222H183V220L185 221V219H183V216H185V215H183L182 214ZM190 212H192V215L194 214V212L193 211H190ZM216 213H218V211H215ZM111 213V212H110ZM127 213V212H126ZM156 213V214H157ZM172 213H174V212H172ZM172 213H171V216H170V219H172ZM220 213V212H219ZM221 213H222V211H221ZM230 213V212H229ZM240 213H242V212H240ZM244 213V212H243ZM97 214H98V212H97ZM197 214H200V213H197ZM211 214V220H212V222H211V226H210V224H204L203 226H206V225H209L211 228H213L212 230H210V231H213V230H218L219 228L218 227H220V222H219V219L217 218V217H215V216H212L213 214L212 213H210ZM210 214H209V216H210ZM99 215V214H98ZM98 215H96V216H98ZM150 215V214H149ZM149 215H147L146 216V218L145 217H142V216H144V214L141 216V215H139L138 217H135V218H137L136 220H139V219H144L145 221L146 220H149L150 218L149 217H151V215L149 216ZM177 215H179L178 213H177ZM186 215H188V212H187V214ZM208 214H206V216H203L204 218H209V216H207ZM215 215V214H214ZM242 215V217L239 215V213H238V216L239 217H241L239 220H242L244 217V215L243 214H241ZM248 215H249V213H248ZM248 215H247V217H248ZM125 216V215H124ZM130 216V215H129ZM149 216V217H148ZM160 216V217H159ZM159 218L158 219H160L161 218V214H159ZM237 216V215H236ZM259 216V215H258ZM262 216V215H261ZM87 217H90V219L89 218H87ZM128 216H125V218H127ZM140 217V218H139ZM153 217V216H152ZM154 217H155V214H154ZM163 217V216H162ZM219 217V216H218ZM264 217V216H263ZM134 218V219H135ZM149 218V219H148ZM179 218V217H178ZM191 218V217H190ZM199 218H202V217H199ZM219 218H221V217H219ZM112 219H114L115 220V218L114 217H112ZM118 219V218H117ZM129 219V218H128ZM133 218H131L130 220H132ZM133 219V220H134ZM153 219V218H152ZM168 219V218H167ZM222 220H223V217L221 218ZM227 219V218H226ZM230 219V218H229ZM236 218L234 217V219L233 218H231V222L228 220L227 221V223H229V226H234V224L232 225V221H233V223L234 222H236V223H238V225L239 226H241L242 225V223H243V220H242V223H241V221H234ZM196 220V219H195ZM245 220H247L246 218H244V222H246ZM159 221V220H158ZM179 220L177 219V222H178ZM120 222V223H119ZM123 222V221H122ZM161 222H165V220L163 221V220H161ZM179 222V223H180ZM196 222V221H195ZM200 222V221H199ZM209 222H210V220H209ZM226 221H224V223H225ZM155 223H157V221L155 222ZM178 223V224H179ZM235 223V225L237 226V224ZM240 223V224H239ZM149 224V223H148ZM184 224H188V222L186 223H184ZM256 224V223H255ZM150 226H151V224H149ZM162 225L163 224H160V227H157V228H163L164 227V225H163V227H162ZM196 225H198V223L196 224ZM224 225H226V224H224ZM224 225H223V227H224ZM253 225H254V223L253 224H249V226H250V232H251V234L249 233V231H248V234H246L247 232H245L246 230H248V229H245V231L243 230V231H241V233H244V235L242 236V234L240 233L239 234V236H238V239L237 240H239L240 238H243L244 239V237H249V236H251L252 235V231H251V229L253 230ZM166 226H170L169 224H166ZM172 226V225H171ZM170 226V227H171ZM184 227H185V225H183ZM182 226V227H183ZM259 226H262V224L261 225H258L257 227H259ZM154 227H156V226H154ZM183 227V228H184ZM190 227V225H188V228ZM222 227V228H223ZM139 229V230H138ZM146 229V230H147ZM164 229V228H163ZM179 229H180V226H179ZM256 229H258V228H256ZM261 229V228H260ZM159 230V229H158ZM173 230H174V228H173ZM193 230V229H192ZM191 230V231H192ZM226 230V229H225ZM224 230V231H225ZM168 231H171V230H169L168 229ZM205 230H201L200 232H204ZM206 231H208V230H206ZM223 231V233H222V231H221V233L222 234H224L225 232ZM227 232H229V230H226ZM231 231V230H230ZM182 232L183 233H185V234H187V232H184L183 231V229H182ZM197 232H198V230H197ZM199 232V233H200ZM214 232V234H215V231H213ZM238 232V231H237ZM175 232H173V234H174ZM179 233V232H178ZM182 233V234H183ZM218 233V232H217ZM166 234H168V233H166ZM173 234H171V235H173ZM179 234H181V231H180V233ZM195 234H196V231H195ZM195 234H193L192 235V233H190V234H188L189 236L191 235V237L193 236V238L194 237H196L195 236ZM250 234V235H249ZM256 234H259V232H256ZM168 235H170V234H168ZM170 235V236H171ZM201 235V234H200ZM208 235V234H207ZM206 235V236H207ZM236 235H238V233H236ZM240 235H241V237H240ZM188 236V237H189ZM202 236H204L203 234H202ZM212 237H213V235H211ZM165 237H167V236H165ZM212 237H211V239H212ZM232 237H235V236H233L232 235ZM172 237H167V239L165 240V243L167 244L166 245V248L171 244L172 245V243L173 242H176L177 240H179V238H177V236L175 237L177 240L175 241V238L172 240L171 239ZM190 238V237H189ZM188 238V239H189ZM197 238V237H196ZM228 238V237H227ZM231 238V236L229 237V239ZM253 238V237H252ZM264 238V237H263ZM182 239H184L183 237H182ZM182 239L180 238V243H179V245L182 247V249L184 248L185 249V251L187 252V251H189V253H200V256L198 255V254H195L194 255V258H196V256H198V257H201L202 255H201V253H203V255L204 254H208V256H216V255H219V260L221 261V259H220V255L221 254H223V256L222 257H228V256H225V255H227L230 251L232 252L233 250H230V246L231 245H234V244H236V242H238V241H233L234 243H228V245L229 246H227L226 244H227V239L225 240V245H223V246H217V245H209L208 243H206V242H203V240L202 241H200V239H198V242H196V241H192V242H190V240H189V242H187L186 240H187V237H186V240H183L182 241ZM205 241H206V239L205 238H203ZM220 239H222V237L220 238ZM220 239H218V241L220 240ZM194 240V239H193ZM255 240V239H254ZM186 241V242H185ZM208 242H210V240L208 239L207 240ZM247 240H246V238H245V242H246ZM260 241V240H259ZM259 241H257V243L259 242ZM262 241V240H261ZM216 242V241H215ZM252 241L249 239V244L251 243ZM210 243H212V242H210ZM217 243V242H216ZM216 243H214V244H216ZM244 244V243H243ZM262 243H260L257 247H259L260 245H261ZM170 245V246H171ZM175 245V243L171 246V247H173ZM246 245V244H245ZM256 245V243L255 244H253V245H251V247L250 248H252L253 250L254 249H256V247L254 248L253 246H255ZM177 246H178V244H177ZM234 246H237V245H234ZM234 246L232 247V249L234 248ZM239 246H241V244L239 243ZM247 246V245H246ZM164 247V246H163ZM181 247H180V251H181ZM169 249H170V247H169ZM241 250V249H240ZM262 250H264V247H262ZM171 251V252H170ZM180 251L179 250H177V252L178 253H180ZM177 252L175 253L176 255H177ZM184 252V251H183ZM234 252H236V250H234ZM259 252H260V250H259ZM238 253V252H237ZM249 253H251V252H249ZM264 253V252H263ZM262 253V254H263ZM174 254V255H175ZM176 255H175V257H176ZM163 256V257H162ZM187 256V255H186ZM241 256V255H240ZM248 256V255H247ZM181 257V256H180ZM184 256H182V258H183ZM191 257H193V255L191 256ZM189 258L188 260H186V262L184 263V264H202V263H204V261H203V259H201V260H198V261H191V259L192 258ZM236 257V256H235ZM239 257V256H238ZM248 257H250V256H248ZM248 257H245V258H248ZM212 258V257H211ZM210 258V259H211ZM244 258V259H245ZM236 259H237V257H236ZM216 260H218V258L217 259H215L214 261H216ZM217 261V262H220V261ZM232 261H234V257H233V259H231ZM203 261V262H202ZM240 261L241 262H243V260H241V258H240V260L238 261V264L240 263ZM254 261L255 262H260L261 264H264V256H256L255 257V255H254ZM175 262H177L176 260H175ZM221 262H223V261H221ZM228 263H230V259L227 261ZM254 262V263H255ZM178 263V262H177ZM180 263V262H179ZM178 263V264H179ZM215 263V262H214ZM227 263V264H228ZM235 263H237V261L235 262L234 261V264ZM245 263V262H244ZM253 263V264H254ZM223 264V263H222ZM226 264V263H225ZM232 264H233V262H232ZM259 264V263H258Z\"/></svg>", "mask_w": 264, "mask_h": 264}]
</instances>
